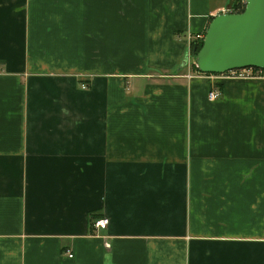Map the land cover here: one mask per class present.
<instances>
[{
    "label": "crops",
    "instance_id": "crops-1",
    "mask_svg": "<svg viewBox=\"0 0 264 264\" xmlns=\"http://www.w3.org/2000/svg\"><path fill=\"white\" fill-rule=\"evenodd\" d=\"M237 3L0 0V264H264V80L181 66Z\"/></svg>",
    "mask_w": 264,
    "mask_h": 264
},
{
    "label": "water",
    "instance_id": "water-1",
    "mask_svg": "<svg viewBox=\"0 0 264 264\" xmlns=\"http://www.w3.org/2000/svg\"><path fill=\"white\" fill-rule=\"evenodd\" d=\"M193 59L201 73H224L246 67L264 70V0H245L240 13L214 16L202 46L185 54L181 66Z\"/></svg>",
    "mask_w": 264,
    "mask_h": 264
},
{
    "label": "built area",
    "instance_id": "built-area-1",
    "mask_svg": "<svg viewBox=\"0 0 264 264\" xmlns=\"http://www.w3.org/2000/svg\"><path fill=\"white\" fill-rule=\"evenodd\" d=\"M238 3H239L240 9L245 6V0H238ZM233 11H234L233 13L237 12V10H235V9H233ZM203 37H204V34L198 35V36H195L194 40L200 41V40H203ZM188 64H189V61H188ZM198 74L200 76L209 77L212 80H219V79H226V78H254V79H263L264 80V70L260 69V68H254V67L234 69V70L226 71L224 73H217V74L201 73V72H199ZM219 96H220V91L217 88H212L208 92V99L209 100H215ZM107 222H108V220L106 218L96 219L93 222V227L103 229L106 227ZM65 253L68 257H72L70 250H65Z\"/></svg>",
    "mask_w": 264,
    "mask_h": 264
},
{
    "label": "trees",
    "instance_id": "trees-1",
    "mask_svg": "<svg viewBox=\"0 0 264 264\" xmlns=\"http://www.w3.org/2000/svg\"><path fill=\"white\" fill-rule=\"evenodd\" d=\"M236 7V6H235ZM244 10V7H242L241 9H239V10H237V12L236 13H240V12H242ZM202 42H203V40H200V41H195V40H192L191 42H190V46H191V52L195 49V51L197 52V51H199V49L201 48V46H202ZM193 67L195 68V69H197L196 67H195V65L193 64ZM199 72V71H198Z\"/></svg>",
    "mask_w": 264,
    "mask_h": 264
},
{
    "label": "rangeland",
    "instance_id": "rangeland-1",
    "mask_svg": "<svg viewBox=\"0 0 264 264\" xmlns=\"http://www.w3.org/2000/svg\"><path fill=\"white\" fill-rule=\"evenodd\" d=\"M234 9H235V10H239V9H240V8H239V3L236 4V7H234ZM192 60H193V59H192ZM188 61H189V63H191V60H190V59H189ZM193 62H194V61H193ZM187 65H188V64H187ZM185 66H186V65H185ZM192 67H193V65H192Z\"/></svg>",
    "mask_w": 264,
    "mask_h": 264
},
{
    "label": "bare ground",
    "instance_id": "bare-ground-1",
    "mask_svg": "<svg viewBox=\"0 0 264 264\" xmlns=\"http://www.w3.org/2000/svg\"><path fill=\"white\" fill-rule=\"evenodd\" d=\"M189 54H191V52H190ZM193 64H194V63H193Z\"/></svg>",
    "mask_w": 264,
    "mask_h": 264
}]
</instances>
